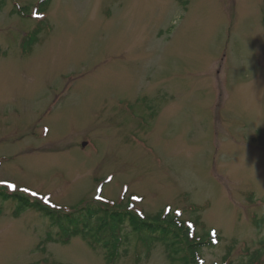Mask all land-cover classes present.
<instances>
[{"label":"rangeland","instance_id":"rangeland-1","mask_svg":"<svg viewBox=\"0 0 264 264\" xmlns=\"http://www.w3.org/2000/svg\"><path fill=\"white\" fill-rule=\"evenodd\" d=\"M0 181L61 211L179 216L215 240L202 264L263 262L264 0H0ZM122 234L114 264H170ZM62 235L0 197V264H111Z\"/></svg>","mask_w":264,"mask_h":264},{"label":"trees","instance_id":"trees-1","mask_svg":"<svg viewBox=\"0 0 264 264\" xmlns=\"http://www.w3.org/2000/svg\"><path fill=\"white\" fill-rule=\"evenodd\" d=\"M9 196L17 201L19 209L34 207L45 218L50 219L54 225L62 229L64 235H62L61 241L68 242L73 236L81 234L84 238L90 239V244L93 247L96 245L107 248L111 264L115 263L116 257L119 255V248L124 242L121 232L125 222L130 223L135 233L142 234L147 246L149 242L153 241L163 243L170 264H192L189 255L193 259V264H202V262H198L201 248L206 246V243L207 245L211 243L208 233L204 236H208L207 238L198 237V240H195L194 236L189 238V232L184 228V224L177 221L179 216L177 218L173 216L164 217L163 221L160 216H157L154 222H149L140 219L132 211L110 209L105 206H87L74 211H61L53 209L40 201L32 200L28 196H21L18 193L9 194L0 190L1 198ZM260 222L264 224V218ZM50 238L53 239V237ZM181 240L185 241V245ZM261 256L262 251H258L256 255L252 254L248 261L243 264H264V261H260Z\"/></svg>","mask_w":264,"mask_h":264},{"label":"snow or ice","instance_id":"snow-or-ice-1","mask_svg":"<svg viewBox=\"0 0 264 264\" xmlns=\"http://www.w3.org/2000/svg\"><path fill=\"white\" fill-rule=\"evenodd\" d=\"M110 179H111V178H110ZM0 183L8 184L7 181H0ZM8 186L11 187V188H15V185H12V184H8ZM24 191L28 192V191H30V189H24ZM32 195H38V193L33 192ZM44 199H45L46 201L48 200L47 197H44ZM134 199H139V197H134Z\"/></svg>","mask_w":264,"mask_h":264}]
</instances>
